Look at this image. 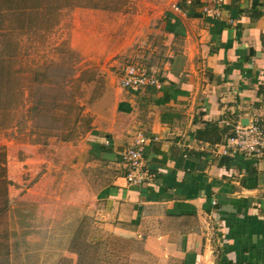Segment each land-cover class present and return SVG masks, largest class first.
I'll return each mask as SVG.
<instances>
[{
  "label": "crops",
  "instance_id": "crops-1",
  "mask_svg": "<svg viewBox=\"0 0 264 264\" xmlns=\"http://www.w3.org/2000/svg\"><path fill=\"white\" fill-rule=\"evenodd\" d=\"M203 6L214 4L146 10L121 45L144 42L135 54L144 51L140 64L162 85L117 83L87 132V154L108 170L95 217L105 233H132L160 264H264V157L223 146L225 121L264 108V0H224L218 16ZM137 134L148 139L147 177L128 184L122 153Z\"/></svg>",
  "mask_w": 264,
  "mask_h": 264
},
{
  "label": "rangeland",
  "instance_id": "rangeland-1",
  "mask_svg": "<svg viewBox=\"0 0 264 264\" xmlns=\"http://www.w3.org/2000/svg\"><path fill=\"white\" fill-rule=\"evenodd\" d=\"M177 1L0 0V264H160L99 227L108 170L85 136L121 68L146 62L144 42L119 51L135 22Z\"/></svg>",
  "mask_w": 264,
  "mask_h": 264
},
{
  "label": "built area",
  "instance_id": "built-area-1",
  "mask_svg": "<svg viewBox=\"0 0 264 264\" xmlns=\"http://www.w3.org/2000/svg\"><path fill=\"white\" fill-rule=\"evenodd\" d=\"M191 3L193 0H185ZM214 4L209 8L203 6V11L207 14L219 15V6L224 0H208ZM117 83L120 87L130 90H141L149 86L159 88L162 80L157 75L148 70L144 65L130 61L126 63L117 76ZM262 111V112H261ZM259 111L254 109L247 122L225 121L228 132L224 136L223 146L232 153H239L248 159L264 157V108ZM148 139L142 134H137L128 144L122 153V164L125 169L124 178L128 184L143 183L147 173L143 170L142 152ZM200 147L201 144H190L188 148ZM215 202L212 201V204Z\"/></svg>",
  "mask_w": 264,
  "mask_h": 264
},
{
  "label": "water",
  "instance_id": "water-1",
  "mask_svg": "<svg viewBox=\"0 0 264 264\" xmlns=\"http://www.w3.org/2000/svg\"><path fill=\"white\" fill-rule=\"evenodd\" d=\"M246 122H247V120H245V119L241 121L242 124H245Z\"/></svg>",
  "mask_w": 264,
  "mask_h": 264
}]
</instances>
